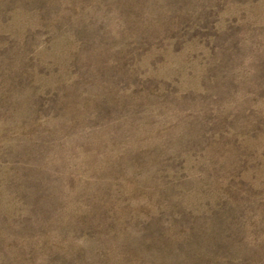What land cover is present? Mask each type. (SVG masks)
<instances>
[{"label": "rangeland", "instance_id": "374dc122", "mask_svg": "<svg viewBox=\"0 0 264 264\" xmlns=\"http://www.w3.org/2000/svg\"><path fill=\"white\" fill-rule=\"evenodd\" d=\"M0 264H264V0H0Z\"/></svg>", "mask_w": 264, "mask_h": 264}]
</instances>
